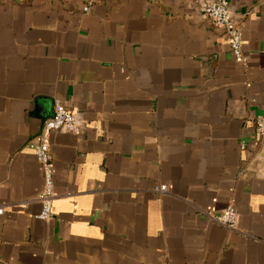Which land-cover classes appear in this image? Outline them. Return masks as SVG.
Masks as SVG:
<instances>
[{
    "label": "crops",
    "instance_id": "crops-1",
    "mask_svg": "<svg viewBox=\"0 0 264 264\" xmlns=\"http://www.w3.org/2000/svg\"><path fill=\"white\" fill-rule=\"evenodd\" d=\"M203 1L0 0V264H264V0H229L243 62Z\"/></svg>",
    "mask_w": 264,
    "mask_h": 264
},
{
    "label": "built area",
    "instance_id": "built-area-1",
    "mask_svg": "<svg viewBox=\"0 0 264 264\" xmlns=\"http://www.w3.org/2000/svg\"><path fill=\"white\" fill-rule=\"evenodd\" d=\"M83 11L91 12L100 0H82ZM201 10L205 16L221 30V33L230 43L231 51L237 61H244L243 49V32L240 21L231 18L229 10V0H204L201 4ZM256 132L264 137V116H258L253 120ZM65 129L76 135L83 133V126L78 122L75 114L60 99L54 101V114L45 120L38 136L29 141L27 146L31 148L42 168L44 179V190L39 196L41 202V210L35 215L36 219H50L53 216V203L57 198L54 189V173L55 166L51 153L50 140L55 131ZM242 142L241 147L245 148ZM160 191L166 192L167 186L162 185ZM3 207H0V213ZM214 221L220 225L236 229L237 227V211L234 205H228L221 215L213 217Z\"/></svg>",
    "mask_w": 264,
    "mask_h": 264
}]
</instances>
